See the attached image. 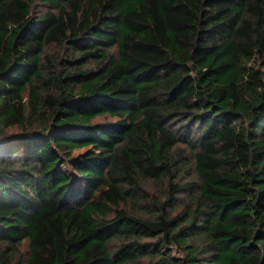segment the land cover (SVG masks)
I'll list each match as a JSON object with an SVG mask.
<instances>
[{
  "label": "trees",
  "instance_id": "obj_1",
  "mask_svg": "<svg viewBox=\"0 0 264 264\" xmlns=\"http://www.w3.org/2000/svg\"><path fill=\"white\" fill-rule=\"evenodd\" d=\"M0 264H264V0H0Z\"/></svg>",
  "mask_w": 264,
  "mask_h": 264
},
{
  "label": "rangeland",
  "instance_id": "obj_2",
  "mask_svg": "<svg viewBox=\"0 0 264 264\" xmlns=\"http://www.w3.org/2000/svg\"><path fill=\"white\" fill-rule=\"evenodd\" d=\"M80 151H83V149H81ZM25 248H26V246H25ZM165 250H167V249H165ZM173 254H177L176 249H174Z\"/></svg>",
  "mask_w": 264,
  "mask_h": 264
}]
</instances>
